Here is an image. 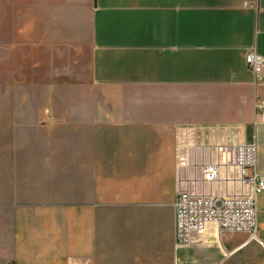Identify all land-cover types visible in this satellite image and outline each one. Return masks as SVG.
<instances>
[{"label": "crops", "instance_id": "obj_1", "mask_svg": "<svg viewBox=\"0 0 264 264\" xmlns=\"http://www.w3.org/2000/svg\"><path fill=\"white\" fill-rule=\"evenodd\" d=\"M250 50L264 0H0V264H187L244 244L209 226L176 249L174 204L181 128L255 139L264 174ZM257 210L264 247V193Z\"/></svg>", "mask_w": 264, "mask_h": 264}, {"label": "built area", "instance_id": "obj_2", "mask_svg": "<svg viewBox=\"0 0 264 264\" xmlns=\"http://www.w3.org/2000/svg\"><path fill=\"white\" fill-rule=\"evenodd\" d=\"M246 64L258 83L264 82V55L250 50ZM257 115L264 120V100L256 102ZM218 128L207 132L214 136ZM216 136V135H215ZM178 187L174 204L175 247L187 248L214 226L222 235H247L231 256L258 238L257 199L264 193V174L257 170V144L223 140H199L197 128H181L177 135Z\"/></svg>", "mask_w": 264, "mask_h": 264}, {"label": "rangeland", "instance_id": "obj_3", "mask_svg": "<svg viewBox=\"0 0 264 264\" xmlns=\"http://www.w3.org/2000/svg\"><path fill=\"white\" fill-rule=\"evenodd\" d=\"M257 236L260 239L262 234L258 233ZM247 239V235L226 233L222 237V245L226 251H231ZM187 260V264H264V247L252 241L244 249L225 257L219 255V251L207 242L200 249L192 250Z\"/></svg>", "mask_w": 264, "mask_h": 264}]
</instances>
